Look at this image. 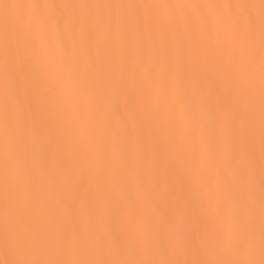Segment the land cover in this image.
<instances>
[{
  "label": "snow or ice",
  "instance_id": "6c2138e0",
  "mask_svg": "<svg viewBox=\"0 0 264 264\" xmlns=\"http://www.w3.org/2000/svg\"><path fill=\"white\" fill-rule=\"evenodd\" d=\"M0 264H264V0H0Z\"/></svg>",
  "mask_w": 264,
  "mask_h": 264
}]
</instances>
